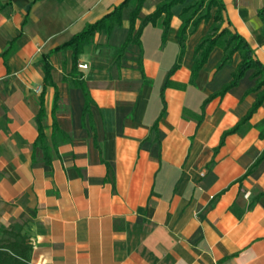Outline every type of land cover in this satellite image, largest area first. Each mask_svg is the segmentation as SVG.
I'll return each mask as SVG.
<instances>
[{
  "label": "crops",
  "instance_id": "obj_1",
  "mask_svg": "<svg viewBox=\"0 0 264 264\" xmlns=\"http://www.w3.org/2000/svg\"><path fill=\"white\" fill-rule=\"evenodd\" d=\"M6 1L0 0V236L7 226L22 231L35 264H264V158L250 170L264 152L256 126L264 101L224 135L257 97L253 68L217 95L240 58L236 52L217 68L224 54L218 45L192 79L194 48L210 31V18L188 33L172 84L162 89L180 52V15L196 0L173 4L166 38L161 24L145 26L141 45L131 42L117 63L130 9L110 36L95 34L78 61L88 65L80 70L94 100L86 114L82 88L62 81L70 51L52 53L63 130L53 131L55 88L48 86V162L34 142L43 55L122 0ZM160 1L145 0L141 15ZM223 3L224 25L242 34L264 64V0Z\"/></svg>",
  "mask_w": 264,
  "mask_h": 264
},
{
  "label": "trees",
  "instance_id": "obj_2",
  "mask_svg": "<svg viewBox=\"0 0 264 264\" xmlns=\"http://www.w3.org/2000/svg\"><path fill=\"white\" fill-rule=\"evenodd\" d=\"M145 0H122L118 4H115L99 19L88 22L86 26L81 30L73 34L67 41L59 44L57 47L51 49L49 52L44 53L43 61V86L39 95L40 107L37 111L36 120L37 128H39V134L36 138L35 147L40 146L43 150V157L46 162L50 159L49 144L47 142V135L45 133L46 127L43 124V120L46 118L45 109V91L48 86H53L55 92L53 95L52 113L54 115L52 127L54 133L61 132L63 129L59 126L56 110L60 101L58 85L54 81L53 77V64L51 62L52 53L59 50H69L71 53V67L70 71H64L62 75V81L68 83L71 86H79L84 92L86 97V103L84 106L85 114L88 113L89 106L94 102L90 95L88 84L84 79L83 72L78 68V61L80 53L83 51L84 46L93 40L95 34L104 31L107 36H110L117 24L121 23L124 11L126 8L130 9L129 23L130 27L127 33V39L124 40L118 47L115 56V63L120 61V58L125 53L126 48L131 42L141 45V34L148 24H161L163 27V37L171 24L172 18V6L178 2H184V0H161L156 10L142 16L141 10ZM11 0H7L3 6H10ZM213 10L214 13H213ZM225 6L223 0H196L188 5L184 6V9L180 15L181 25L179 26L177 36L180 45V52L175 60L174 66L169 71L165 78L162 89L167 85L172 84L169 80L170 74L180 66L181 60L185 54L186 41L188 33L194 31L203 20H209L213 18V25L210 31L200 40V42L194 48L193 66H192V79L196 77L200 69L204 66V62L209 57L212 49L218 45H221L224 49V54L221 60L218 62V67L223 66L225 63L230 62L233 55L239 53V61L235 69L233 70L231 80L225 83L219 90L217 95L224 93L229 88L236 85L241 77L249 68H253V77L256 78V83L253 90L257 92V97L249 111L239 120L235 127L224 132H234L242 124L248 121L253 112L260 107L264 101V64L258 60L255 55V51L251 48L246 38L235 31L228 22L224 25ZM259 18L262 19L264 24V6L259 10ZM140 19V25L137 26L136 21ZM166 38V37H165ZM8 51H4L3 54L7 56ZM259 134L264 137V120L257 123ZM54 146H56L55 138H52ZM264 158V152L256 159L251 166L250 170L257 166L258 162ZM103 160V159H102ZM104 161V160H103ZM32 244L28 241L27 236L22 231L15 229L13 226H7L2 229V235L0 236V264H35L31 259ZM37 264V263H36Z\"/></svg>",
  "mask_w": 264,
  "mask_h": 264
},
{
  "label": "built area",
  "instance_id": "obj_3",
  "mask_svg": "<svg viewBox=\"0 0 264 264\" xmlns=\"http://www.w3.org/2000/svg\"><path fill=\"white\" fill-rule=\"evenodd\" d=\"M78 67L82 68V69H86L88 67V65L86 63H78ZM249 194V193H248ZM247 194V195H248Z\"/></svg>",
  "mask_w": 264,
  "mask_h": 264
}]
</instances>
